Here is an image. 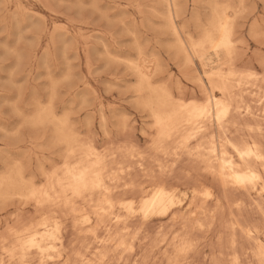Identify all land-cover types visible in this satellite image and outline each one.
<instances>
[{"label": "bare ground", "instance_id": "1", "mask_svg": "<svg viewBox=\"0 0 264 264\" xmlns=\"http://www.w3.org/2000/svg\"><path fill=\"white\" fill-rule=\"evenodd\" d=\"M93 1L94 0H91L92 3ZM96 1L97 0H95V4H96ZM197 1L198 0H196L195 5H198V4L200 5L199 1L202 2L203 0H199L198 2ZM232 1L233 0H231L230 3H232ZM8 2H10V0ZM77 2L80 3L79 0ZM166 2L168 3V6H169V18H170L169 20L170 28L169 27L168 28L170 29L171 31L170 33L172 34V36H174L175 41L173 40V42H175V49L178 51V53H180V55L185 56L186 64H189V63L192 64L193 61L195 60L196 62V68L194 67L195 75L197 72L196 70H199L198 68L202 69L203 70L202 72H204V74L201 77H199L198 75L195 76L193 74V76L197 77L196 81L198 82V87L202 93L201 96L203 98V101L194 100V98L196 97L191 98V95L194 96L195 92H193V94L191 95L189 94L191 100L185 98L184 97L185 93L183 94L182 92L180 93V95H183V96H179L178 93H177L178 96H176V94L167 85H156L153 76L150 73L145 72L144 71L145 69H142V67L140 66L141 64L133 65L132 63H130L133 65V66L131 65L133 67V70H135V72L137 73V80H138L136 87H134V91H133V95L134 94L137 95V97H135L137 98V101H135L136 99L134 100L132 99V100L137 102V104L135 103V106L137 105V107L139 108V111L142 114L144 113L146 115V118H147L146 120L148 123L145 129L146 136H143L145 137V143H146V148L144 151L141 150L137 144L136 145L132 144L133 141L130 142L127 140H124L122 142H117V144H111L114 142H111V143L109 142L111 145L107 143L108 142L107 141L106 142L107 147L101 146V148H99L93 141V138L92 140H90V138L87 139V137H89L88 134L90 131L87 132L86 135L88 136H86L85 138L82 135H80V133H76L75 130H73L75 124L74 125L72 124L73 126H71L67 118L56 120L54 113H53L55 111L53 109L54 107L45 108L42 110L34 109V110H37L35 111L37 113L32 120L33 125L42 126L45 123L47 124V122L53 123V125H55L56 132H51L52 134L55 133L54 141L56 142L53 141V143H57V146L63 147V149L60 150V151H64V154L62 153L63 157H60L61 159L63 158L62 159L63 162L60 168L55 169L53 167L55 170L51 168L52 172L49 174L44 169L45 172H47V174L43 176V179L45 177L44 184L42 185L40 184L39 186H37L36 184H35L36 186L27 185L26 186L27 188L23 189V191H25L26 193L24 194L22 193L21 197H25L28 201L34 204L35 206L34 210L40 212V215H38L39 213L37 214L39 216V219H38V222L34 221V223L36 222L35 224L32 223L33 222L32 220L30 222L32 223L31 225L26 224L22 228L20 227L16 228V230L15 228H13V231L11 228L10 236H8L9 239H0V242L2 243L0 252H2V255L4 257L2 258L1 261H3L4 264H5V261H7V263L9 262L10 264L11 262H13V264L14 263L15 264H50L52 262L50 260L56 261V262H52V264H127L128 262H129L128 264H130V262L131 264H141L142 262L143 263L146 262L147 264L148 262H152V261L157 264H191L192 258H194L192 257L194 251L196 250L198 245H200L201 242H203V240L200 242L197 241L198 236L199 237L202 236L203 239L214 238V237L217 238L218 236L219 238L218 247L219 248L216 245L214 246L213 244H211V246L213 245L214 248H218L216 249L218 254L216 256L214 255L215 258H213L214 259L213 261L215 264H264V63L262 64L259 63L260 65H259L258 70H256L252 66L244 68L243 66L245 64H243L242 67H240V65L237 64L239 62V57L240 58L243 57V54L242 56H240L241 49L239 50L236 49L237 47L236 46L237 45L236 44V41H237L236 40V20L238 18V12L240 11L238 12L235 11L231 6L233 4L223 5L222 3H220L222 4L220 5L219 3H217L216 0L215 1L213 0L212 1L213 5L211 6V8L213 7L212 14H209L211 15V18L209 22H207L206 28L203 29L201 36L198 39L194 40L191 38H185L183 36V32L180 29H178L177 26L174 24V20L178 17L176 13L174 0H167ZM135 3L137 4V2H134V4ZM152 3L150 4L152 5ZM202 3L204 4L205 1H203ZM5 4L7 3L5 2ZM155 4L157 5L159 3L157 2ZM244 4L245 3H243V6ZM78 5L79 4H77V6ZM234 5H235V2H234ZM136 6H138V4ZM144 6L146 7V5ZM159 6L161 5L159 4ZM180 6H182V3ZM114 7L116 6L114 5ZM140 7H143V6H140ZM151 7H153V5L150 6L149 8ZM95 8H96V5H95ZM101 9L103 8H100V9L96 8V10H101ZM105 9L109 10L110 8L106 7L103 10L105 11ZM122 9H126V8H122ZM244 9H245V6H244ZM244 9L243 11L245 12ZM22 10L24 9L22 8ZM92 10L94 9L92 8ZM14 11L16 12V10ZM110 11L112 12L113 9H110ZM139 12L140 13L137 12V15L142 13L141 10ZM26 13L28 14L29 12H27L26 10ZM154 13L158 14V12H154ZM198 13H199V10H198ZM14 14L12 15V17L14 16ZM103 14L105 15L104 12H102V15ZM244 14L245 13H243V15ZM28 15L27 16L25 15V16L28 17ZM142 16H143V13H142ZM152 16L154 17L155 15H152ZM201 16H202V13H201ZM239 16L241 17V15ZM102 17L105 18V16H102ZM124 17H126V15ZM108 19L109 18H107V20ZM163 19H166V18H163ZM193 19L194 18L190 19L191 22ZM109 20H111V18ZM254 20L255 19H253V21ZM260 21H262V18ZM3 22L5 21L3 20ZM119 22L121 23V25L123 24L121 21ZM150 22L152 23V21ZM133 23H136V22H133ZM140 23H141V20H140ZM253 23H255V21ZM17 24H19L18 21H17ZM193 24L197 25V23H193ZM200 24L201 22H199V25ZM262 24H264V22H262ZM58 26L61 28L65 27L64 25L63 27L61 25H58ZM126 26L129 27L130 25L126 24ZM149 26L147 25V27ZM183 27L185 26L183 25ZM123 28L121 29V31L122 30L124 31L125 28L124 29ZM149 28H152V27H149ZM259 28L261 29V27ZM20 29H21V26H20ZM23 29H26V27ZM153 30L154 29H152V31ZM248 30L250 31L251 37L258 38L259 36L260 38H262L261 36H263L262 31L261 32L259 31L256 24H252V26L248 27ZM64 32L62 31L61 33L65 34ZM60 37L62 38V35ZM136 37H138V35ZM144 39L145 38H143V40ZM16 40L18 39L16 38ZM168 41L170 40H167V43ZM165 43L163 44L165 45ZM241 44L239 45L241 46ZM39 45H40V42H39ZM132 45L131 47H133ZM137 46H134L133 48L135 49ZM140 46L142 47L143 43ZM161 46L163 47L162 44L159 47ZM144 47H146V45ZM262 47L264 48V46ZM175 49L173 50L174 52H176ZM46 50L47 49H43L42 52ZM102 50L104 51L105 49H102ZM106 50L108 52V49ZM235 50L239 51L240 53L238 55L239 57H237L236 54H238V52ZM12 51L10 52V54L13 53ZM63 51L64 50L62 48V53ZM65 52H66V49H65ZM65 52H64V55H65ZM105 54L107 55L109 53H105ZM139 54L142 55V53H139ZM234 55H236V57L238 58V59L236 58L237 60L234 59ZM114 56L116 57V55ZM155 56L156 58L158 57L157 54H155ZM47 57H44L45 59L43 60H46ZM103 57H104L103 59H105L104 54H103ZM16 58L17 57H15V59ZM65 59L66 61L68 60L67 57ZM110 59L111 58H109L108 60ZM115 59H118V57ZM251 59H248V60H251ZM256 59L258 60V58ZM43 60L42 62H45ZM111 60H113V57ZM153 60L151 59L152 62L151 61H148V62L154 63ZM241 60L242 59H240V61ZM262 60H258V61L261 62ZM19 61L21 60L19 59ZM15 62L17 63V60ZM108 62H111V61H108ZM117 63L119 64V60ZM117 63L116 64L114 63V65H117ZM251 63L252 62H250V64ZM109 64L110 63H108V65ZM178 64H180V62ZM46 65H45V68L47 69L50 68V67H46ZM108 65L106 63V66ZM248 65L249 64H247V66ZM158 66H161V65H159L158 63ZM12 67L14 68L13 65ZM1 69L2 67L0 68V71ZM158 71H161V70H158ZM158 71H154V73L156 72V75H157ZM184 72L181 74L183 75ZM62 74L63 73H61V75ZM135 75H133L132 77H134ZM23 77H26V76H23ZM167 79H165L166 80L165 82H167ZM171 80H172V77H171ZM192 80L193 78L191 79V81ZM48 81H49V78H48ZM175 81L177 82L179 81L177 80V77ZM185 81L187 80L185 79ZM54 83L56 82L54 81ZM57 83H58L57 85H59V82ZM167 83H169V81ZM167 83H164V84H167ZM3 84L5 85L6 82ZM10 85L12 84H9L8 86L10 87ZM18 86L16 85V87ZM83 86H85L84 83H83ZM176 87H178V85ZM176 87L175 89L178 90ZM183 87H186V86H183ZM57 88L58 86H56V89ZM182 88L181 90H178V91H183L185 89L184 88L182 90ZM22 89H23V86H22ZM92 91L94 90L92 89ZM185 91L186 90H184V92ZM34 92H36V90H34ZM20 94L22 95V92ZM74 94L76 95V92ZM56 95L57 94H55V96ZM81 95H83V93ZM86 95H87V92H86ZM9 96H12V95H9ZM37 97L39 96L37 95ZM58 98H59V95H58ZM32 99L33 98H31V100ZM14 101L13 102L11 101V102L15 104L17 101L16 102ZM34 101H37V99ZM133 101H131V104H133L132 103ZM32 102L33 100L30 102V104ZM41 103H44V102H41ZM26 104L29 105V103H26ZM101 106H102V103H101ZM36 107H37V104H36ZM84 107H87V106L85 105ZM84 107L82 106V108ZM110 107L112 108L114 106L110 105ZM67 108L69 110V107ZM101 108L102 110H104L103 106ZM101 108L99 110L102 112ZM79 109H81V107ZM31 112H33V110H31ZM63 112H64V109H63ZM70 112L71 111L68 112L69 115H70ZM25 113L27 116L28 113L27 112ZM25 113L22 112L23 115ZM28 116L30 117V114ZM99 117L101 118V116ZM120 118L118 119V123L120 122V120L122 121V117ZM69 119H70V116H69ZM1 121L3 122V119ZM22 122L23 121H21V123ZM124 122L123 121L120 122L122 123L120 124V127H121L120 130L122 131L128 129ZM104 125H105V122H104ZM23 127H25V124ZM42 127H44V125ZM25 128H30V127H25ZM87 128L89 129L90 127H87ZM117 129H118V126H117ZM142 130H141V133H142ZM125 133L129 134V132H125ZM18 134H17V137H18ZM41 134H43V132ZM49 134H50V131H49ZM106 135H107L106 137H109L110 134L108 135L106 133ZM14 137H15V134H14ZM129 139L132 140L133 138H129ZM51 141L52 140H50V142ZM49 144L51 147V143ZM45 148L46 147H43L42 149H45ZM40 149L41 148H39L38 150ZM50 149H46V151H50ZM9 157L10 156H8L7 158ZM2 158L5 159L6 157L5 158L1 157V159ZM17 158L19 159V157ZM13 159L14 158H12V160ZM47 161L50 162V160H47ZM1 162L3 163L2 160ZM11 163H13V161ZM14 163H16V161ZM3 164H2V167L7 166L5 162ZM37 164L39 165L40 163H37ZM9 165L10 164H8V166ZM8 166H7V169L9 170V168L12 167V164H11V167L8 168ZM21 168L23 169L24 167L21 166ZM3 169L6 170V168H3ZM39 170L41 171V169ZM2 171L0 170V173ZM22 171H21V176H22V173H24V171L23 172ZM3 173H5V171H3ZM40 177L42 176L40 175ZM31 181L33 182V179ZM19 187H20V174L19 173H17L16 176H12V177L10 176L8 179H3V178L0 179V198L8 195L12 191L16 192V189H18ZM9 195L11 196V194ZM15 195L19 197L18 194H15ZM14 200H13V203H14ZM7 202H10V201H7ZM5 203H6V200H5ZM26 205H27V202L25 201V206ZM0 209L2 210V208ZM36 211H35V214L37 213ZM22 213L21 215L19 214L22 217H20L19 215L18 217L24 219ZM27 214H30V213H25V215ZM35 214L33 217H35ZM14 216L15 215L13 214V217ZM20 218H19V222H21ZM255 218L258 219L257 220L258 222L252 221V219L254 220ZM15 220H18V218H16ZM15 220L14 222H12V224L15 223L14 225H17V221L15 222ZM25 220L22 223H24ZM5 221H7V219H5L3 222L5 223ZM68 222L72 223V227L77 231V233L80 234L81 240L79 242V240L76 238L78 240V244L74 246L70 245L69 246L71 247L70 250L66 252L64 255H62V253L59 251L61 247L64 245L62 230L64 232V229L65 228L67 229ZM7 224H8V221H7ZM7 224H5L6 228L8 227L10 228V226H8ZM4 232L8 233V230H5V231L3 230V234L1 235H4L5 234ZM64 234H67V233L64 232ZM72 235H75V234H72ZM222 240L224 242H221ZM202 246H205V245H202ZM211 246H209L210 248H208V250L212 251L213 246L212 248ZM146 250L147 252L145 253H147V256L144 258H141L140 255L142 251H146ZM53 252H55L56 256H54L55 254L53 255ZM55 257L58 259H55ZM211 257L209 258L212 259ZM204 258L202 259L204 260ZM4 259L6 260L4 261ZM198 261L199 260H197V262ZM204 262L206 261L204 260ZM209 263H212V261H210ZM198 264H200V261L198 262ZM202 264H205V263H202Z\"/></svg>", "mask_w": 264, "mask_h": 264}, {"label": "rangeland", "instance_id": "2", "mask_svg": "<svg viewBox=\"0 0 264 264\" xmlns=\"http://www.w3.org/2000/svg\"><path fill=\"white\" fill-rule=\"evenodd\" d=\"M8 1L9 0H5V1L0 0V29H1L0 30V59H1L0 60V68L2 67V69L0 71V72H2V73H0V80H2V81H0V99H1V97L3 99V100L2 99L0 100V102L2 103V104L0 103L1 104L0 105V122L2 123V124L0 123V159H1V157L7 158L8 156H10L11 159L9 157V158H7L8 160L6 158L5 159L2 158L1 160L3 161V163L5 162V164L7 166H8V164H10L8 166V168L11 167V164H12V167L9 168V170L7 169V166L2 167L3 163L0 160V163H1L0 164V170L5 171V173H3V171L0 173V174H2V175H0V179H2V178L8 179L10 176L11 177L16 176L17 173H19L20 174V187L18 189H16V192L15 191L10 192L9 194H11V196L8 194V195L0 198V200H1L0 205H2V206H0V208H2V210L0 209L1 210L0 211V236H1L0 239H9L8 236H10L11 228L13 231V228H15V230H16V228H19V227L22 228L26 224L31 225L32 223L35 224L36 222H38V219H39L38 215H40V212L34 210L35 206L32 202L28 201L25 197H21L22 193L23 194L26 193L25 191H23V189H26L27 185L30 186V185L36 184L37 186H39L40 184L41 185L44 184L45 177L43 179V176H45L47 174V172H48V174L51 173L52 172L51 168L53 170H55V169H58L62 166V162H63L62 159L63 158L61 159L60 157H63L64 151H60V150H62L63 147L62 146L59 147V146H57V143H53V141L55 140V133H53V134L51 133V132H56V127H55V125H53V123H49V122H47V124L46 123L43 124L44 127H42L43 125L42 126L41 125H39V126L33 125L32 120L37 113L35 111L42 110L45 108H53L54 107L53 109L55 111L53 109L52 110L54 111L53 113H54L56 120L67 118V120H69L68 122L71 126H73L75 124L73 130H75L76 133H80V135H82L85 138H86V136L89 135V137H87V139L90 138V140H92V138H93V141L95 142V144L99 148H101V146L107 147L106 144L109 142L110 143L114 142L111 144H117V142H122L124 140H127L130 142L133 141L132 144H134V145L137 144L140 147V149L144 151L146 148V143H145V137H143V136H146L145 129H146L148 123L146 120L147 119L146 115L144 113L142 114L139 111V108L137 107V105L135 106V103L137 104V102H135V101H137V98H135V97H137V95L136 94L133 95V91H134V87H136L138 80H137V73L135 72V70H133L132 66L134 64H138V65L141 64L140 66L142 67V69H145L144 70L145 72L150 73L153 76L156 85H167L176 94V96H178V94H179V96H183V95H180V93L182 92L183 94L185 93L184 94L185 98L191 100L192 97L193 98L196 97V98H194V100H197V101H203V98L201 96L202 93L198 87V82L196 81L197 77H195V76L198 75L199 77H201L204 74V72H202L203 70L198 68L199 70H196L197 72L195 75L194 74L195 73L194 67L196 68L195 60L193 61L192 64L191 63L186 64L185 63V61H186L185 56L180 55V53H178V51L175 49V42H173V40L175 41V39H174V36H172V34L170 33L171 31L169 29L170 28V25H169L170 18H169V6H168V3L166 2L167 0H157V1L156 0H97L96 4H95V0L93 1L94 4L91 2V0H79L80 3L77 2L78 0L77 1H75V0H44V1L43 0H41V1H39V0H10V2H8ZM160 1L163 3H161ZM203 1H205L204 4L202 3ZM203 1L202 2L199 1L200 5L199 4L195 5L196 0H184V1L183 0H177V1L174 0L176 13H177L178 17L181 14L179 19L177 17L176 18L177 20L176 19H175L176 21L174 20V24L177 26L178 29H180L183 32V36L185 38H191L194 40L198 39L201 36L203 29L206 28L207 22H209V20L211 18V15H209V14H212L213 7L211 8V6L213 5L212 4L213 0L212 1L211 0L210 1L209 0H203ZM206 1H207V3H206ZM216 1H217V3H219V4L222 3L223 5L233 4V5H231L232 8L237 12L238 11L241 12V13L238 12V18L236 20V40H237L236 41V44H237L236 49H238V50L241 49V51L243 53L240 51V53H241L240 54L239 51H237V50H235V51L238 52V54H236L237 57H239L238 56L239 54H240V56H242V54H243V57H241V58L239 57V62L237 64L240 65V67H242V65L245 64L246 66L244 65L243 66L244 68L252 66L256 70H258L259 65L264 63V48L262 47V46H264V34H263L264 33V24H262V22H264V1L263 0H240V1L239 0H233L235 2L236 6L234 5L233 1H232V3H230L231 0L230 1L229 0L228 1L216 0ZM5 2L7 4H5ZM76 2H77V4H79L78 6H77ZM134 2H137L138 6H136L137 4L136 3L134 4ZM157 2L161 6L163 5L162 7H164V8L159 6V4H157L158 5L157 6L155 4ZM191 2H192V4H191ZM224 2H225V4H224ZM150 3H152V5H153V7H151V8H149L150 6H152ZM181 3H182V6H180ZM243 3L246 4V5L244 4L245 9H244ZM149 4H150V6H149ZM222 4H220V5H222ZM92 5H94V6H92ZM95 5H96L97 9H100V8L104 9L107 7V8L113 9V11L111 12L110 9L109 10L105 9V11L103 9L96 10ZM114 5L117 8L114 7ZM139 5L143 6V7H140ZM144 5H146V7ZM203 5L204 6L206 5V6L204 7ZM18 7H19V9H18ZM121 7L126 8L127 10L122 9ZM178 7L180 10L178 9ZM202 7H204V8H202ZM22 8L25 11L22 10ZM92 8L94 10H92ZM238 8H239V10H238ZM13 9L16 10V12ZM243 9L245 10V12L243 11ZM17 10H19V11H17ZM26 10H27V12H29L28 13L29 15L26 13ZM140 10L142 11L143 16H142V13L137 15V12L140 13L139 12ZM150 10H152V11H150ZM153 10H154V12H158V14L154 13ZM181 10H182V12H181ZM190 10H192V11H190ZM198 10H199V13H198ZM123 11H125L126 13ZM246 11H247V13H246ZM13 12L16 13L17 16ZM102 12H104L105 15L104 14L102 15ZM121 12H122V14H121ZM179 12H181V13H179ZM12 13L14 14L13 17H12V15H13ZM201 13H202V16H201ZM243 13H245V14L243 15ZM117 14L118 15L121 14L122 17H121V15L118 16ZM124 14L126 15V17H124L125 16ZM25 15L26 16L28 15V17H26ZM152 15H155V16L153 17ZM239 15H241V17ZM20 16H22V17H20ZM102 16H105V18ZM192 16H194V17H192ZM29 17H31V18H29ZM155 17L158 20H156ZM107 18H109V19L111 18V20L113 22L109 19L107 20ZM163 18H166V19H163ZM192 18H194L193 19L194 21L192 20V22H191L190 19H192ZM261 18H262V21H260ZM16 19H17L19 24H17ZM118 19H120V20H118ZM145 19L147 20L148 23L146 22ZM253 19H255L254 20L255 23H253L254 22ZM3 20L6 22V24H5V22H3ZM140 20H141V23H140ZM119 21H121L123 23L122 24L123 27L125 25V27H124L125 29L122 27V25ZM150 21H152V23ZM133 22H136V23H133ZM199 22H201L200 25H199ZM159 23H161V24H159ZM193 23H197V25H194ZM251 23L256 24L259 31L260 32L262 31V35H263V36H261L262 38H260L259 36H258V38L251 37L250 31L248 30V27L252 26ZM126 24H129L130 26L127 27L128 25L126 26ZM133 24H134V26H133ZM152 24H153V26H152ZM163 24H165V25H163ZM58 25H61L62 27L64 25L66 28L65 27L61 28ZM147 25L148 26L150 25L149 27H152V28L147 27ZM166 25H167V27H166ZM181 25H182V27H181ZM183 25L185 27H183ZM20 26H21V29H20ZM56 26H58V27H56ZM25 27H26V29H23ZM259 27H261V29H263V30H261ZM13 28H15V29H13ZM122 28L124 29V31L122 30L123 33L121 31ZM134 28H135V30H134ZM155 28H156V30H155ZM152 29H154V30L152 31ZM25 30H26V32H25ZM130 30L132 31V33ZM62 31L63 32L66 31L64 33L67 35L61 33ZM161 31L164 33H162ZM136 32H137V34H136ZM166 32H168V33H166ZM189 32H191V33H189ZM58 35H59V37L62 35V38L61 37L59 38ZM109 35H111V36H109ZM135 35L136 36L138 35V37H136ZM171 36H172V38H171ZM82 37H83V39H82ZM16 38L19 40V42H18V40H16ZM143 38H145V39L143 40ZM68 39H69V41H68ZM157 39H158V41H157ZM167 40H170L171 43H170V41H168V43H169L168 44ZM39 42H40V45H39ZM126 42H128V43H126ZM148 42H149V44H148ZM132 43H133V45H132ZM142 43H143V46L141 47L140 45ZM163 43H165V45ZM238 43L239 44L242 43L241 46ZM161 44L163 45V47L162 46L159 47ZM131 45L133 47L138 45L136 47L137 49L136 48L134 49L133 47H131ZM145 45H146V47H144ZM105 46H106V48H105ZM138 47H139V49H138ZM62 48L64 50L63 53H62ZM132 48L134 49V51ZM141 48H142V50H141ZM43 49H47V50L42 52ZM65 49H66V52H65ZM102 49H105V50L108 49V52H107V50L106 51L104 50L105 51L104 52ZM113 49H115V50H113ZM174 49L176 52L173 51ZM30 50H32V51H30ZM244 50H245V52H244ZM11 51L14 54L11 53L12 54L11 55L10 54ZM48 51H49V53H48ZM140 51H142V52H140ZM45 52H46V54H45ZM64 52H65L66 57L68 58V60H67L68 62L65 59L66 57L64 55ZM97 52L99 55L97 54ZM153 52L155 54H157V56H158L157 58ZM105 53H109L110 56H109V54H107L108 55L107 56ZM139 53H142V55ZM47 54H49V55H47ZM103 54L105 55V59H103L104 58ZM111 54H112V56H111ZM113 54L116 55V57ZM262 54H263V56H262ZM176 55H178V56H176ZM236 55H234V59L237 58ZM62 56L64 57V59ZM179 56L181 59L179 58ZM15 57H17V58L15 59ZM44 57H47L46 60H43V59H45ZM53 57H54V59H53ZM69 57H70V59H69ZM112 57H113V60H111ZM117 57H118V59H115ZM150 57H152V58H150ZM253 57H254V59H253ZM255 57L258 58V60H262V59L263 60L260 62ZM18 58L21 61H19ZM107 58L108 59L111 58V59L108 60ZM121 58H122V60H121ZM123 58H124V60H123ZM132 58H133V60H132ZM129 59H130V61H129ZM151 59L152 60L154 59L153 60L154 63H151L152 62ZM157 59H158V61H157ZM183 59H184V61H183ZM240 59H242V60L240 61ZM248 59H251V60H248ZM16 60H17V63L15 62ZM42 60L45 62H42ZM118 60H119V64L117 63ZM255 60H257V61H255ZM108 61H111V62H108ZM120 61H122V62H120ZM148 61H151V62H148ZM246 61H247V63H246ZM248 61L252 62L253 65H252V63L250 64V62H248ZM124 62H126V63H124ZM136 62H138V63H136ZM179 62H180V64H178ZM106 63H107V65H108V63H110L111 65L109 64L108 66H106ZM114 63L115 64L117 63V65H114ZM130 63H132L133 65ZM158 63L161 66H158ZM147 64H148V66H147ZM247 64H249V65L247 66ZM12 65L14 66V68L12 67ZM45 65H46V67H50V68H48L50 71L47 68H45ZM42 66H44V67H42ZM66 66H67V68H66ZM154 66H156V67H154ZM191 66H192V68H191ZM10 67H11V69H10ZM125 69L130 71V72L132 71L131 74H130V72L126 71ZM158 70H161V71H158ZM184 70H185V72H184ZM186 70H187V72H186ZM151 71L153 73H154V71H158L157 75H156V72L153 74ZM183 72H184V74L182 75L181 73H183ZM46 73H47V75H46ZM61 73H63V74L61 75ZM190 73H192V74H190ZM193 74L195 76H193ZM39 75L41 76V78ZM133 75H135L136 77L135 76L132 77ZM171 75H173V76H171ZM23 76H26V77H23ZM43 76H45V77H43ZM171 77H172V80H171ZM176 77H177V80L180 81V82L178 81L180 84L177 81H175ZM186 77H188V78H186ZM45 78H47V79H45ZM48 78H49V81H48ZM68 78H70V79H68ZM192 78H193V80L191 81ZM57 79H58V81H57ZM165 79H167V82L169 81V83L165 82L166 81ZM185 79L187 81H185ZM37 80H38V82H37ZM54 81L56 83H54ZM2 82L3 83L6 82V84L9 83L12 85H10V87H9L8 86L9 84L4 85ZM17 82H18V84H17ZM57 82H59V85H57L58 84ZM69 82H70V84H69ZM129 82L132 86L129 84ZM176 82H177V84H176ZM65 83H67V84H65ZM83 83L85 86H83ZM164 83H167V84H164ZM46 84L48 85V87ZM16 85L17 86L19 85V86L16 87ZM68 85H69V87H68ZM177 85H178V87H176ZM180 85L182 87L183 86H186V87L182 88ZM22 86H23V89H22ZM56 86H58L57 89H56ZM174 86L178 90H181V88L183 90L185 88L184 90H186V91L185 92H184V90L178 91L175 89ZM19 88H20V90H19ZM85 88L87 91L85 90ZM116 88H118V89H116ZM92 89L94 91H92ZM34 90H36V92H34ZM175 91H177V92H175ZM21 92H22V95L20 94ZM75 92H76L77 96L74 94ZM86 92H87V95H86ZM193 92H195L194 96L191 95V94H193ZM80 93L81 94L83 93L84 96L81 95ZM199 93H200V95H199ZM8 94L12 95V96H9ZM55 94H57V95L55 96ZM189 94L191 95V98H190ZM37 95L39 97H37ZM58 95H59V98H58ZM30 96H31V98H33L32 99L33 102L31 104H30V102L32 100H31ZM50 96H52V97H50ZM16 97H17V99H16ZM46 98H48V99H46ZM77 98H79L80 100ZM130 98H131V100H130ZM36 99H37V101H34ZM45 99H46V101H45ZM132 99L133 100L136 99V100L133 101ZM6 101L8 104L6 103ZM11 101L12 102L17 101L16 102L17 105H16V103L15 104L12 103ZM79 101H80V103H79ZM131 101H133L132 102L133 104H131ZM41 102H44V103H41ZM26 103H29V105ZM88 103H90V104H88ZM101 103H102L104 110H102V108H101L102 107ZM36 104H37V107H36ZM77 104H79V105H77ZM32 105H34L35 107ZM51 105H53V106H51ZM65 105H66V107H65ZM85 105L87 107H84ZM110 105L114 106V107L111 108ZM82 106L84 108H82ZM32 107H34V108H32ZM67 107H69V110ZM80 107H81V109H79ZM95 107H96V109H95ZM100 108H101L102 112L99 110ZM17 109L20 111H18ZM34 109H37V110H34ZM63 109H64V112H63ZM31 110H33V112H31ZM69 111H71L70 115L68 113ZM22 112H24V113L27 112L28 113L27 116H26V113L23 115ZM61 112H62V114H61ZM65 112H66V114H65ZM73 112H75V113H73ZM55 113H57V114H55ZM71 113H73V114H71ZM111 113H113V114H111ZM29 114H30V117L28 116ZM119 115H120V117H122L123 122L126 119V121L124 123L126 124L128 129L123 130L124 132L122 130H120V128H121L120 124H122L120 122H122V121L120 120V122L118 123V119L120 118ZM69 116H70V119H69ZM99 116H101V118ZM2 119H3V122L1 121ZM21 121H23L22 122L23 124L21 123ZM30 121H31V123H30ZM99 121H100V123H99ZM102 122H103V124H102ZM104 122H105V125H104ZM97 123H99V124H97ZM17 124H19L20 126ZM21 124L23 126L25 124V127H30V128H25ZM26 124H28L29 126ZM131 124H133V125H131ZM30 125H32V126H30ZM45 125H47V126H45ZM85 125L87 127H90V128L88 129ZM98 125L100 126V128ZM117 126H118V129H117ZM37 128H38V130H37ZM103 128H104V130H103ZM5 129L7 130V132ZM14 130H16V131H14ZM131 130H132V132H131ZM141 130H142L143 134L141 133ZM49 131H50V134L52 135V137L49 134ZM42 132H43V134H41ZM87 132H89L88 135H86ZM125 132H129V134H126ZM103 133L105 136L103 135ZM106 133L108 135L110 134L109 137H106L107 136ZM14 134H15V137H14ZM17 134H18V137H17ZM41 136H42L43 140H42ZM49 138H51V139H49ZM129 138H133V139L131 140ZM106 139H108V140H106ZM50 140H52V141L50 142ZM54 142H56V141H54ZM47 143H48V145H47ZM49 143H51V147H50ZM52 143L54 145L56 144L55 146H57V147H55ZM52 145H53L54 149H53ZM37 146L41 149L43 147H46V148L42 149V150L41 149L38 150L39 148ZM104 147H102V148H104ZM33 148H34V150H33ZM46 149H50V151H46ZM57 149H59V150H57ZM3 150H5V151H3ZM56 151H58V152H56ZM3 153H5V154H3ZM13 153H14V155H13ZM14 156H16V157H14ZM17 157H19V159ZM12 158H14V159L12 160ZM46 158H47V160H50L51 164L49 161L46 160ZM12 161H13V163H11ZM15 161H16V163H14ZM48 162H49V164H48ZM37 163H40V164L38 165ZM13 164H14V166H13ZM19 164L24 168L22 169ZM42 164L44 167L42 166ZM47 166H48V168H47ZM13 167L16 170H14ZM3 168H6V170H4ZM36 169L38 172L36 171ZM39 169H41V171ZM44 169L47 172H45ZM22 170L24 171V173H22V176H21ZM39 172H41L42 174ZM43 172H45V173H43ZM28 173H29V175H28ZM39 174L42 177H40ZM31 176H32V178H31ZM32 179H33V182L31 181ZM31 182H32V184H31ZM22 187H24V188H22ZM19 189L20 190L22 189V190L20 191ZM15 194H18L19 197ZM5 197H6V199H5ZM2 199L3 200L5 199L6 203H5V200L3 201ZM13 200H14V203H13ZM7 201H10V202H7ZM20 201H21V203H20ZM25 201L27 202V205H26L27 207L25 206ZM2 203H4V204H2ZM22 205H24V206H22ZM17 209H18V211H17ZM35 211L37 212L36 214H35ZM12 213L16 217L15 216L13 217ZM21 213L23 214L24 219L20 218V217H22V216H20ZM25 213H30V214H27L28 215L27 216V215H25ZM33 213L35 214V217H33L34 216ZM18 215L20 217H18ZM10 217H11V219H10ZM31 217H33V218H31ZM2 218L4 220L7 219L8 224H7V221H5V223H4L3 222L4 220ZM16 218H18V220H15ZM19 218L21 219L20 220L21 222H19ZM34 218H36V219H34ZM25 219H27V220H25ZM14 220H15V222L17 221V225H14L15 223L12 224V222H14ZM24 220H25V222L22 223ZM32 220H33V222L30 223ZM257 220L258 219H256V218L254 220L252 219L253 222H258ZM34 221H36V222L34 223ZM5 224L10 226V228L8 226L7 227L9 229L6 228ZM67 225H68L67 229L66 228L64 229V232L67 234H64V232L62 230L64 245L59 250L62 253V255H64L66 252H68L70 250V248H71V247H69L70 245L74 246V245L78 244V240H79V242L81 240L80 234L77 233V231L72 227V223L68 222ZM3 230L4 231L8 230V233L4 232L7 236L5 234L1 235V234H3ZM70 234H71V236H70ZM72 234H75V235H72ZM215 238L216 237L203 239L202 236H200V237L198 236L199 240L197 239V241L200 242L203 240V242H201V244L199 243L200 245H198V247L194 251L192 257H194L195 259L192 258L193 262L191 261V264H198L199 261H200V264H202V263L215 264L213 261L214 260L213 258H215V256L218 254L216 249L219 248L218 247L219 246V238L217 236V238H216L217 241ZM75 240H77V241H75ZM210 242H212V243H210ZM221 242H224V241L222 240ZM211 244H213L214 246L216 245L218 248H214V246L212 245L213 246L212 251L208 250V248H210L209 246H211ZM202 245H205L206 247L202 246ZM212 246H211V248H212ZM1 247H2V243L0 242V248ZM65 249H66V251H65ZM145 252H147V250L142 251V253L140 255L141 258H144L147 256V253H145ZM54 254H55V252H53V255ZM0 255H2V252H0ZM50 255H52V254H50ZM211 255H212V257H211ZM54 256H56V254ZM202 256H204L205 258ZM206 256H207V258H206ZM209 257H211L212 259H210ZM0 258H1L0 264H4V262L1 261L2 258H4L3 255L0 256ZM202 258H204V260L206 262H204V260ZM55 259H58V258L55 257ZM5 260L6 259H4V261ZM197 260H199V261L197 262ZM201 260H203V261H201ZM50 261L56 262L54 260H50ZM210 261H212V263H209ZM52 262L50 264H52ZM152 262H148L147 264H157L155 262H153V263ZM6 263H7V261H5V264ZM144 263L146 264V262H144ZM144 263L142 262L141 264H144ZM7 264H10V263L8 262ZM11 264H13V262H11ZM130 264H131V262H130Z\"/></svg>", "mask_w": 264, "mask_h": 264}]
</instances>
